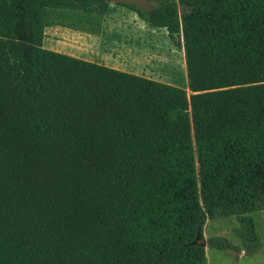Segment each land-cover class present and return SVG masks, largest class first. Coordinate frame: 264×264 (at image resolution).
I'll use <instances>...</instances> for the list:
<instances>
[{"label": "trees", "instance_id": "trees-1", "mask_svg": "<svg viewBox=\"0 0 264 264\" xmlns=\"http://www.w3.org/2000/svg\"><path fill=\"white\" fill-rule=\"evenodd\" d=\"M157 1L117 4L184 49L188 89L44 47L50 9L112 0H0V264H208L192 242L231 216L263 245L264 0Z\"/></svg>", "mask_w": 264, "mask_h": 264}, {"label": "rangeland", "instance_id": "rangeland-1", "mask_svg": "<svg viewBox=\"0 0 264 264\" xmlns=\"http://www.w3.org/2000/svg\"><path fill=\"white\" fill-rule=\"evenodd\" d=\"M136 15L120 6L102 16L50 9L48 23L64 33H47L45 44L56 40L69 54L188 89L184 49L172 44L165 28L153 27ZM252 215L263 245L249 254L235 233L240 225L236 216L206 221L205 240L225 236L239 248L206 245L208 264H264V209Z\"/></svg>", "mask_w": 264, "mask_h": 264}, {"label": "crops", "instance_id": "crops-1", "mask_svg": "<svg viewBox=\"0 0 264 264\" xmlns=\"http://www.w3.org/2000/svg\"><path fill=\"white\" fill-rule=\"evenodd\" d=\"M119 6L120 7H124V8H126V9H129V8H127V7H125V6H122V5H119V4H117V3H111V5H110V8H112V9H119ZM121 9V8H120ZM134 15H136L137 13L135 12V11H133V10H131V9H129ZM137 17H139L138 16V14L136 15ZM140 18V17H139ZM141 19V18H140ZM141 21H142V19H141ZM47 33H50V34H52V35H62L63 33H61L59 30H58V28H57V30L54 28V27H52V26H47L46 28H45V37L47 36ZM44 47H46V48H48V49H52V50H55V51H59V52H63V53H66V54H69V53H67V52H65V49H64V47H63V45L62 44H60V43H58L56 40H50L47 44H45V38H44ZM69 55H72V56H76V57H80V56H78L77 54H69ZM81 58V57H80ZM84 59H86V58H84Z\"/></svg>", "mask_w": 264, "mask_h": 264}, {"label": "water", "instance_id": "water-1", "mask_svg": "<svg viewBox=\"0 0 264 264\" xmlns=\"http://www.w3.org/2000/svg\"><path fill=\"white\" fill-rule=\"evenodd\" d=\"M113 3H125V4H135L146 11H150L152 5L157 6V0H112ZM202 236L201 233L198 232L195 240L192 242L193 244L201 243L203 246L207 245V241L205 239L201 240Z\"/></svg>", "mask_w": 264, "mask_h": 264}]
</instances>
